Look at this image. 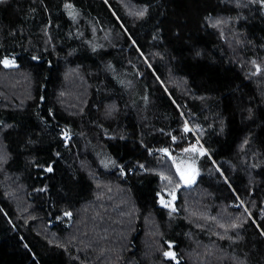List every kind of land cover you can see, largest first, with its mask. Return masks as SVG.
<instances>
[{
  "label": "trees",
  "instance_id": "16d2710c",
  "mask_svg": "<svg viewBox=\"0 0 264 264\" xmlns=\"http://www.w3.org/2000/svg\"><path fill=\"white\" fill-rule=\"evenodd\" d=\"M0 264H264V0H0Z\"/></svg>",
  "mask_w": 264,
  "mask_h": 264
},
{
  "label": "rangeland",
  "instance_id": "374dc122",
  "mask_svg": "<svg viewBox=\"0 0 264 264\" xmlns=\"http://www.w3.org/2000/svg\"><path fill=\"white\" fill-rule=\"evenodd\" d=\"M4 61H7L8 63L5 65L7 66H12L15 65V62L13 61V59H6ZM178 171L179 174L182 176V178L186 181H191L193 180V178L197 177V168L195 166V162L194 160L191 159V156H188L187 158L181 159L179 161V165H178Z\"/></svg>",
  "mask_w": 264,
  "mask_h": 264
},
{
  "label": "snow or ice",
  "instance_id": "6c2138e0",
  "mask_svg": "<svg viewBox=\"0 0 264 264\" xmlns=\"http://www.w3.org/2000/svg\"><path fill=\"white\" fill-rule=\"evenodd\" d=\"M5 63L7 64L8 62L5 61ZM49 171H51V169H49ZM165 255H173V254H171V253H165Z\"/></svg>",
  "mask_w": 264,
  "mask_h": 264
}]
</instances>
